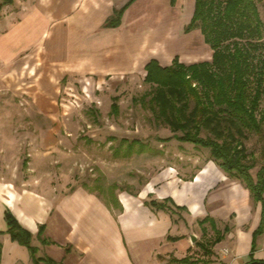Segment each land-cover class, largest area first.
Here are the masks:
<instances>
[{
    "label": "crops",
    "instance_id": "1",
    "mask_svg": "<svg viewBox=\"0 0 264 264\" xmlns=\"http://www.w3.org/2000/svg\"><path fill=\"white\" fill-rule=\"evenodd\" d=\"M10 1L0 17V81L9 90L29 94L45 113L68 75L103 78L140 68L146 72L152 59L163 66L173 62L168 52L162 59L156 54L160 43L147 41L155 23L147 26L146 20L160 14L161 5L174 7L178 0L175 5L171 0H136L118 27H108L107 21L129 0ZM146 4L149 14L143 19ZM1 141L0 134V146ZM187 174L184 168H170L144 190L121 191L117 195L121 208L115 212L84 187L70 193L58 187L35 190L33 181L19 186L11 176H3L0 167V264H35L29 249L7 233V208L33 233L39 255L58 264H161L160 257L168 254L181 260L195 248L192 225L207 216L232 222L223 241L234 245L227 247L222 259H229V264H246L252 257L264 260V246L260 247L264 232L255 238L262 206L245 184L217 161H207L191 178H184ZM151 197L158 201L171 197L187 207L185 219L151 208L146 204ZM41 225H46L44 235L54 243L41 242Z\"/></svg>",
    "mask_w": 264,
    "mask_h": 264
},
{
    "label": "rangeland",
    "instance_id": "2",
    "mask_svg": "<svg viewBox=\"0 0 264 264\" xmlns=\"http://www.w3.org/2000/svg\"><path fill=\"white\" fill-rule=\"evenodd\" d=\"M10 2L0 0V17ZM258 5L264 22V0H259ZM146 8L141 14L143 19L149 14L148 5ZM194 9L195 0H178L174 7L161 5L160 14L146 18L147 26L155 23L154 33L145 32L147 41L160 43L161 49L155 52L161 53V59L168 52L187 65L212 61L214 51L205 42L201 29L186 32ZM263 58L264 49L256 54L255 61ZM146 75L141 68L132 74L103 78L68 75L60 83L56 101L47 105L49 113L43 112L29 94L9 90L0 81L3 176H11L19 186L31 180L35 190L58 187L70 193L81 186L106 201L112 198V192L118 195L125 189L137 192L148 188L153 178L170 168H184L187 179L207 161H215L210 148L181 140L182 132L175 133L157 121L151 103L152 85L145 81ZM115 102L118 114L113 112ZM258 116L264 117V91ZM135 140L139 142L129 153V145ZM263 146L264 140L250 133L246 147L256 164L252 170L255 178L263 163ZM173 210L170 213L174 218L185 219L183 210ZM231 224L230 220L216 222L222 232ZM192 227L197 239L191 238L195 248L187 254L188 263L168 254L160 257L161 264H229V259L222 256L234 242L226 240L214 245L217 232L212 222H195ZM33 243L37 244V239Z\"/></svg>",
    "mask_w": 264,
    "mask_h": 264
},
{
    "label": "trees",
    "instance_id": "3",
    "mask_svg": "<svg viewBox=\"0 0 264 264\" xmlns=\"http://www.w3.org/2000/svg\"><path fill=\"white\" fill-rule=\"evenodd\" d=\"M136 0H129L107 21L108 27H118L125 11ZM175 5L177 0H171ZM259 0H195V10L186 32L200 28L205 42L214 51L212 61L187 65L175 57L173 63L163 66L152 59L146 65L145 81L152 85L151 103L158 122L182 132L181 140L210 148L215 161L231 176L240 179L251 191L254 200L261 204V222L255 238L264 232V146L262 166L257 177L252 174L256 164L250 157L246 141L250 133L264 140V117L258 110L264 91V58L255 56L264 49V38ZM262 63V64H261ZM118 114L119 105L113 104ZM135 140L129 145L133 150ZM129 155V154H128ZM107 204L121 208L118 196L112 192ZM146 204L158 210L174 212L173 208L187 210L171 197L163 201L150 199ZM5 218L7 233L13 241L26 246L35 264H58L49 256H40L33 245V233L25 228L15 214L7 208ZM212 222L217 232L214 245L230 233L229 225L224 232L217 229L216 221L207 216L200 224ZM41 225L38 237L44 244L54 243ZM176 239V238H173ZM255 246V244H254ZM204 247V246H203ZM254 254V249L252 256ZM180 261L188 263V257ZM257 261L252 257L250 264Z\"/></svg>",
    "mask_w": 264,
    "mask_h": 264
},
{
    "label": "water",
    "instance_id": "4",
    "mask_svg": "<svg viewBox=\"0 0 264 264\" xmlns=\"http://www.w3.org/2000/svg\"><path fill=\"white\" fill-rule=\"evenodd\" d=\"M191 238H192L193 241H196V239H197V237L195 235H192ZM250 264H264V260H257V261H255L253 263H250Z\"/></svg>",
    "mask_w": 264,
    "mask_h": 264
},
{
    "label": "built area",
    "instance_id": "5",
    "mask_svg": "<svg viewBox=\"0 0 264 264\" xmlns=\"http://www.w3.org/2000/svg\"><path fill=\"white\" fill-rule=\"evenodd\" d=\"M227 252H228V250H227Z\"/></svg>",
    "mask_w": 264,
    "mask_h": 264
}]
</instances>
